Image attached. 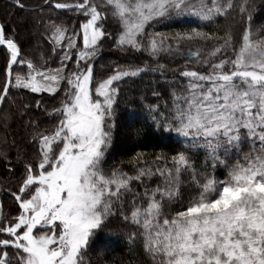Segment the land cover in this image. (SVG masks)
Instances as JSON below:
<instances>
[{
    "label": "snow or ice",
    "instance_id": "snow-or-ice-1",
    "mask_svg": "<svg viewBox=\"0 0 264 264\" xmlns=\"http://www.w3.org/2000/svg\"><path fill=\"white\" fill-rule=\"evenodd\" d=\"M11 5L41 39L30 52L0 20V264H93L113 222L148 264H264V24L252 0ZM106 43L148 60L98 77ZM153 73L166 93L137 97L149 124L134 134L165 147L113 163L122 86ZM17 120L22 145L8 135Z\"/></svg>",
    "mask_w": 264,
    "mask_h": 264
},
{
    "label": "trees",
    "instance_id": "trees-1",
    "mask_svg": "<svg viewBox=\"0 0 264 264\" xmlns=\"http://www.w3.org/2000/svg\"><path fill=\"white\" fill-rule=\"evenodd\" d=\"M254 9V22L264 24V0H252ZM27 13L20 12L11 5V0H0V20L10 21L16 28L19 38L24 46L30 52H37L38 49L32 47L40 41L39 33L30 31L31 25L24 21ZM227 22L220 21L221 27ZM144 60H148L146 55L125 54L113 48L106 43L104 50L96 63L97 76H104L111 71V65L116 62L121 65L139 64ZM162 63L168 64L167 59H162ZM182 61L177 60L175 63L169 64L170 67H176ZM2 63V56H0ZM167 86L163 84L159 74H143L137 78L128 79L122 86L120 104L117 109L118 124L120 125L119 133L116 137V151L113 153L112 162L119 163L121 160L126 161L134 152L138 150L158 151L156 145L159 143L161 147H165L166 142H161L151 131L147 137H137L134 134L135 126L148 127L149 122L145 119L146 111L137 99L141 94L149 97V102H155L151 98L153 90H160L166 93ZM59 95V94H58ZM23 99L27 96L28 100L40 99V95H28L26 92L20 94ZM44 99L47 101L46 106L51 108L57 105L58 97L49 98L46 94ZM27 102V101H25ZM135 112V124L130 127L129 115ZM3 131V130H0ZM9 137H15L18 144H23L26 139L21 123L19 120L13 122L8 130ZM172 147H179V144L173 143ZM165 150H171L165 148ZM203 159V154H199L198 160ZM4 179L3 164L0 163V180ZM11 186V185H9ZM11 204L7 205L11 210ZM117 227V223L113 222L108 228L102 230L98 234V240L94 246V250L90 254L93 264H148V260L140 249L138 244H130L127 236L124 234H115L110 229Z\"/></svg>",
    "mask_w": 264,
    "mask_h": 264
}]
</instances>
